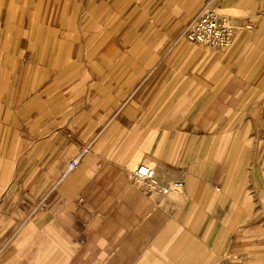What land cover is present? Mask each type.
<instances>
[{
  "label": "crops",
  "instance_id": "0c3cea01",
  "mask_svg": "<svg viewBox=\"0 0 264 264\" xmlns=\"http://www.w3.org/2000/svg\"><path fill=\"white\" fill-rule=\"evenodd\" d=\"M207 1L0 0V264H264V0Z\"/></svg>",
  "mask_w": 264,
  "mask_h": 264
},
{
  "label": "built area",
  "instance_id": "2783aa9c",
  "mask_svg": "<svg viewBox=\"0 0 264 264\" xmlns=\"http://www.w3.org/2000/svg\"><path fill=\"white\" fill-rule=\"evenodd\" d=\"M214 0H208L203 10L191 19L179 35L177 41L185 39L192 43L201 44L212 49H225L232 43L234 28L228 24L227 19L218 13ZM250 28L251 25H245ZM87 147L82 150L86 151ZM77 157L71 159L68 169L77 166ZM132 180L144 186L146 193H157L160 197L167 194H181L185 182L181 178L162 181L156 177L155 170L141 163L129 174Z\"/></svg>",
  "mask_w": 264,
  "mask_h": 264
}]
</instances>
